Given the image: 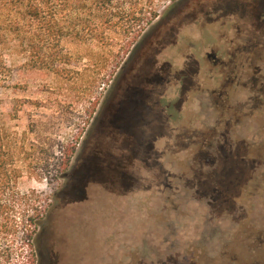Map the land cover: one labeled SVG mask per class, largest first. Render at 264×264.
<instances>
[{"label":"rangeland","instance_id":"1","mask_svg":"<svg viewBox=\"0 0 264 264\" xmlns=\"http://www.w3.org/2000/svg\"><path fill=\"white\" fill-rule=\"evenodd\" d=\"M4 13L0 144L37 264H264V0L166 3L135 42L65 37L58 72Z\"/></svg>","mask_w":264,"mask_h":264},{"label":"trees","instance_id":"2","mask_svg":"<svg viewBox=\"0 0 264 264\" xmlns=\"http://www.w3.org/2000/svg\"><path fill=\"white\" fill-rule=\"evenodd\" d=\"M177 1L4 0L0 25L6 10L18 9L28 35L30 61L34 67L55 69L57 59L66 61L60 47L63 38L104 43L110 34H118L135 42L159 18V8ZM51 3L53 13H48L46 8ZM0 67L5 69L1 59ZM12 163L0 144V264H37L34 239L41 218L31 196L17 190Z\"/></svg>","mask_w":264,"mask_h":264}]
</instances>
